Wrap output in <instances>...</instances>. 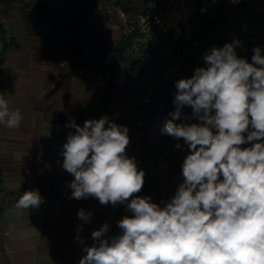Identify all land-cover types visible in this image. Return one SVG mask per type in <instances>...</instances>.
<instances>
[{"label": "crops", "instance_id": "1", "mask_svg": "<svg viewBox=\"0 0 264 264\" xmlns=\"http://www.w3.org/2000/svg\"><path fill=\"white\" fill-rule=\"evenodd\" d=\"M152 3L154 0H0V23L4 28L0 36V95L8 101L11 111L19 109L23 117L16 128L0 124V264H79L85 254L83 246L94 243V230L107 223L106 238L119 235L117 221L133 215L124 204L113 207L101 205L93 197L69 198V184L74 177L62 167L61 151L68 133L73 131L66 125L73 120L83 126L85 120H98L105 113L111 121L129 129L126 154L134 157L138 168L145 172L143 188L134 196L151 197L163 207L161 202L169 201L183 182L182 164L189 149L182 138L162 133L167 120L152 129L147 138L138 131V126L149 120L147 112L152 101L144 98L152 78L126 85L123 74L118 75L112 65L98 84H91L96 69L87 64L88 59L85 66V54L72 62L77 70L68 71L61 65L71 59L69 51H58L48 43L57 35L51 23L66 22L73 33L87 36L85 49L95 56L100 45L117 46L124 38L118 17L107 15V4L135 14L146 11ZM26 4L40 10V15L28 20ZM14 11L18 13L17 21ZM225 12L232 42L240 41L238 48L243 58L251 63L255 47H260L264 55V0H244L239 6L225 4ZM91 17L99 24L97 32L85 34ZM208 17L199 22L204 20V24ZM19 23L33 26L36 31L33 43L37 53L28 55V59L25 52L20 56L24 46L18 37ZM198 28L186 26L183 31ZM202 48L199 44L195 55L205 66L204 54L199 52ZM9 64L15 67H7ZM55 64L60 66L52 68ZM11 102L14 104L10 106ZM198 122L185 106L174 121ZM177 144L181 147L177 148ZM30 190H38L43 202L35 209L18 208L20 196ZM80 209L93 213L89 222L78 217ZM81 225L83 244L76 238Z\"/></svg>", "mask_w": 264, "mask_h": 264}, {"label": "clouds", "instance_id": "2", "mask_svg": "<svg viewBox=\"0 0 264 264\" xmlns=\"http://www.w3.org/2000/svg\"><path fill=\"white\" fill-rule=\"evenodd\" d=\"M239 45L212 47L203 55L206 67L175 82L177 109L162 133L182 138L189 153L183 182L163 207L134 196L145 172L126 154V126L107 116L66 125L73 129L61 151L62 167L74 177L69 198L124 204L133 214L117 221L119 235L106 238L107 223L94 230L79 264H264V55L255 47L249 63L238 57ZM182 106L199 122L174 123ZM22 119L0 95V124L16 128ZM42 202L38 190H30L16 206L29 210ZM77 215L89 222L93 213L80 209Z\"/></svg>", "mask_w": 264, "mask_h": 264}, {"label": "trees", "instance_id": "3", "mask_svg": "<svg viewBox=\"0 0 264 264\" xmlns=\"http://www.w3.org/2000/svg\"><path fill=\"white\" fill-rule=\"evenodd\" d=\"M225 4L224 0H217L214 10L208 14L209 17L205 23L198 29L183 31L178 39L171 36L169 38L171 48L169 51L165 47L167 43L152 48L149 52L150 60L143 55L129 54L128 50L131 42L126 36H124L122 43L117 46L100 45L96 50L98 62L95 68L96 74L91 84H98L102 79L104 75L103 68L106 66L108 58L114 68L117 66L122 68L121 73L124 76L126 85L135 84L145 78H160L167 68L179 66L180 74L173 79L165 80L166 92L156 102V106H152L147 112L149 115L147 123L138 126V131L144 133V138L149 137L152 129L165 120L172 119L170 113H172L175 105L174 97L177 91L175 82L180 79L191 78L198 67H206V65L199 64L195 55L198 45L201 44V46L207 47L209 51L212 47H223L226 43L232 42V33L228 30L226 20ZM25 12L28 20L39 16L41 13L40 10L30 4H26ZM88 22L89 26L85 29V34L95 33L96 25H99L96 19L91 17ZM51 26L57 32V35L55 39L48 40V43L53 44L58 51L62 49L69 51L73 63L79 61L88 45L87 36L79 37L78 34L73 33L72 27L66 22L51 23ZM3 33L4 28L0 23V36H3ZM236 53L238 57L243 58V53L238 47H236ZM185 108L193 117L192 108L190 106H185ZM103 116H105V113H102Z\"/></svg>", "mask_w": 264, "mask_h": 264}, {"label": "built area", "instance_id": "4", "mask_svg": "<svg viewBox=\"0 0 264 264\" xmlns=\"http://www.w3.org/2000/svg\"><path fill=\"white\" fill-rule=\"evenodd\" d=\"M224 1L231 6H239L244 2ZM216 3L217 0H154L149 9L133 15L107 4L106 13L115 14L121 22L123 34L131 42L128 53L143 55L150 60L152 48L168 43L171 36L178 39L186 26L198 28L199 20L211 13Z\"/></svg>", "mask_w": 264, "mask_h": 264}, {"label": "rangeland", "instance_id": "5", "mask_svg": "<svg viewBox=\"0 0 264 264\" xmlns=\"http://www.w3.org/2000/svg\"><path fill=\"white\" fill-rule=\"evenodd\" d=\"M49 4H51V3H49ZM20 8L22 9V7H20ZM13 14H14L13 18H15L16 21L19 20L17 11H14ZM108 16H114V15H108ZM93 19H95V18H93ZM203 22H204V20H201L199 22V24H198L199 27L203 24ZM38 23H40V21ZM23 25L19 23L18 24V29H17L18 30V37L20 39V42L24 46V48L22 49V51L20 53V56H21V54L24 55V52H25L26 59H28V55H35L37 53V47L35 46L36 44L33 43V40L35 41V38H36V36H35V32L36 31L34 30L33 26H27L25 24H23ZM36 35H38V34L36 33ZM166 45H167V46H165L166 47V50L169 51L171 49L170 48V42H168ZM86 49H85V51L83 53V55L85 54V56H84L85 57L84 64H86V59H88V63L87 64H89L93 68H96L97 67V62H98V59H97V56H96V52H95V56H94L92 52H90L89 50L86 51ZM62 50H65V49H62ZM207 50H208L207 47H204L199 52H200V54H205V53H207ZM20 56L18 57V59L21 58ZM7 61H8V63L11 62V56L10 55L8 56ZM93 61H95V64L94 65H92ZM57 63H59V62H57ZM106 63L107 64L104 67L105 69L103 68L104 72H105V70L108 69L107 68L108 66H112L113 65L111 63V61H109V58H108V60H107ZM59 64H61V63H59ZM87 64L85 66H88ZM57 65L58 64H55L54 66H52V68H58L60 66V65L59 66H57ZM71 65H72V59H69V61L63 62V64L61 65V67L64 68V69L67 68L68 71H70L71 69H73V71L77 70V68H75L74 66H71ZM7 67L13 68V67H15V64H9ZM34 67H36V66H34ZM29 69H30V67H29ZM113 69L117 70L118 75H120L121 70H122L121 67L119 68V66H117V67H115ZM179 74H180V68H179V66H176L175 68H167L165 70L163 76L160 79H152V80H150V83H147L148 86H147V91H146V95H145L146 98H144V99L145 100H151L152 101L151 102L152 103V106H156L155 105L156 102L158 100H160L162 98L163 94L166 92L165 80L173 79L174 77H177ZM13 94L14 95H12V93H10V95H12V96H15L16 95L15 92ZM150 95H151V97H150ZM9 104L11 106L14 103L11 102ZM183 107L184 106L180 107L179 110H181ZM176 109H177V105H174L172 112L176 111Z\"/></svg>", "mask_w": 264, "mask_h": 264}]
</instances>
